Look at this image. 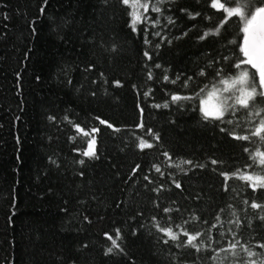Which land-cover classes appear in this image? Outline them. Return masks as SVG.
Instances as JSON below:
<instances>
[{
    "label": "trees",
    "instance_id": "1",
    "mask_svg": "<svg viewBox=\"0 0 264 264\" xmlns=\"http://www.w3.org/2000/svg\"><path fill=\"white\" fill-rule=\"evenodd\" d=\"M161 7L162 13H147L160 17L159 25L141 24L134 32L120 0H0V264H244L250 258L239 247L237 257L220 251L232 238L229 228L264 254L256 247L264 242V221L257 218L264 210L244 203H264V189L253 192L247 182L232 178L225 191L220 174L253 163L245 148L264 151L259 138L236 140L220 130H232L239 117L235 131L247 134L253 125L246 111L226 116L232 125L221 124L205 121L198 101L170 100L172 93L192 95L214 82L221 68L229 75L238 72L232 64L239 50L229 44L240 40L238 18L220 35L200 40L223 18L209 0H165ZM196 12L201 15L190 18ZM157 31L172 42H162L153 35ZM165 72L180 79L165 82ZM165 102L169 107H154ZM257 107H264V98L257 97ZM141 121L144 128L137 127ZM74 124L99 129L98 159L81 154L88 137L78 136ZM148 128L159 133V141L147 135ZM139 138L154 146L141 151ZM181 161L192 164L176 167ZM247 171L264 175L256 165ZM161 185V191L153 190ZM166 207L180 211L165 214ZM220 209L223 224L211 230L209 241L207 229ZM169 215L173 226L190 220L185 227L203 232L201 239L211 247L197 253L177 249L172 241L164 244L152 218L165 225ZM237 216L243 221L239 229L228 223ZM116 229L123 251L108 253L105 233L115 238Z\"/></svg>",
    "mask_w": 264,
    "mask_h": 264
},
{
    "label": "snow or ice",
    "instance_id": "2",
    "mask_svg": "<svg viewBox=\"0 0 264 264\" xmlns=\"http://www.w3.org/2000/svg\"><path fill=\"white\" fill-rule=\"evenodd\" d=\"M120 2L129 10V26L134 32L138 30V26L141 24L151 25L152 27H156L160 24V17L152 19L147 13L150 9L152 12L162 13L163 9L161 5L165 3V0H120ZM45 3H47V0H45ZM209 7L215 9L217 12H222L223 18L214 28L205 31L199 39L204 40L210 35H220L224 26L232 20L233 17L238 18L240 27L237 35L240 37V40L239 42H237L236 39L229 41V44L235 45L239 50V56L236 57L235 62L232 64V67L237 69L238 72L229 75L223 68H221L217 70L214 82L204 85L199 91L194 92L192 95L172 93L170 94V100L174 104H178L181 101H198V110L205 121H218L221 124L228 125H232L233 120L231 118H226V116L237 117V113L243 109L247 113L249 123L253 125L247 134L241 135L235 131V128L240 127L239 117H237V122L232 130L223 127L220 130L228 131L229 135L236 140L251 141L253 137H256L259 138V140L264 141V107H257V97L264 98V0H209ZM41 11L43 12L44 9L42 8ZM182 11L187 10L182 9ZM200 15L201 13L199 12L189 13L190 18L192 19H195ZM206 18L209 20L211 19L210 16ZM167 22L169 24H174V20H172L171 17L168 18ZM153 35L161 37L162 42L165 40L167 43L172 42L166 36H163L161 31L154 32ZM182 35L186 36L187 32ZM180 38L182 37H176V39ZM145 43H150V41L146 38ZM155 47L159 48L160 44H156ZM144 55L149 60L152 59V56L149 55L147 51H145ZM223 59L227 61L230 57L225 56ZM155 67L161 68L162 66L156 64ZM253 69L254 71H252ZM200 75L204 76L205 73L201 71ZM147 78L149 80L153 79L151 70H149ZM179 79V74L175 79H170L166 72L163 76L165 82L172 84H175ZM191 79V77L185 79L184 87L188 86V81ZM113 84L117 87L122 86L119 80L113 81ZM144 95H151V91L145 92ZM154 107L167 108L169 107V103L165 102L163 105L156 104ZM140 112L141 115H143L142 108L140 109ZM252 117H261V119L255 121L251 119ZM50 119L54 118L50 117ZM100 123L107 125L109 128H113V125L108 121L100 120ZM73 127L76 129L78 136L82 135L83 137H88L86 141L87 148L82 150L81 154L89 159H98L95 134L99 129L91 128L85 130L79 124H74ZM137 127L144 128L145 125L143 121H141ZM115 130L120 131L118 128ZM147 135L154 141L160 140L159 133L154 132L151 128L147 129ZM73 139L75 140L76 137H73ZM153 146L154 144L149 140L139 138L137 147L141 151L150 149ZM244 151L249 153V159L252 160L253 163L246 164L243 169H236L230 173L221 172L220 174L225 177V191L228 190L227 181L232 178L247 182L253 192H256L259 189H264V175H259L255 172L249 173L247 171V169L253 168V165L264 169V151L259 147H257L255 151H250L248 148H245ZM162 155L168 160H172L169 153L164 152ZM84 162L83 159L78 161L80 164H84ZM212 163L217 164L218 161L213 160ZM181 164L191 165L192 161H181L175 166L180 167ZM137 168H139V165H137ZM153 168L156 172H161V167L159 165L154 164ZM133 171L135 172V169ZM145 179L147 180L148 177L145 176ZM173 183L176 188H181V184L178 181L174 180ZM162 189L163 185H161L160 188L153 190L159 192ZM244 203L248 204L252 209L264 210V203H258L255 200L250 203L248 200H245ZM157 207H159V205H157ZM228 207L231 208L232 205H229ZM173 211L179 212L180 209H173L171 207L163 208L165 214H170ZM224 211V209L219 210L216 215V223L211 224L209 229H207L209 241L212 240L211 230L223 224L220 213ZM232 215L236 216V213L233 212ZM257 218L264 221V215L258 216ZM85 219H87V217H85ZM152 219L157 231L166 237L163 239L164 244H168L169 241H172L174 242V247L177 249L191 248L197 253L201 252L204 247H211V243L205 246L204 241L201 239L204 235L203 232H192L185 227V225L191 222L188 219H185L182 224H175V226L170 222V215L168 216L169 223L165 225H161L156 217H153ZM199 219L198 216H192V220ZM204 223L208 222L204 221ZM228 223L234 224L235 227L239 229L243 224V221L237 216L235 220H229ZM248 226L251 227L250 222ZM228 232L231 234L232 238L228 241L227 247L220 249V251L231 253L232 256L237 257L239 256V253L237 252V248L239 247V249L250 258L248 261L244 262V264H264V254L253 251L247 242L241 243V240L237 238V232L232 228H229ZM220 235H224V233H220ZM105 236L111 242V246L107 249L108 253H112L114 249L123 251L121 245L117 242L121 239L120 229H116L115 238L108 233H105ZM181 237H184V239H181ZM256 247L264 249V242L257 243ZM218 255L219 253H217L213 259H216ZM253 257H256V259H251ZM177 264H185V262L177 260Z\"/></svg>",
    "mask_w": 264,
    "mask_h": 264
}]
</instances>
